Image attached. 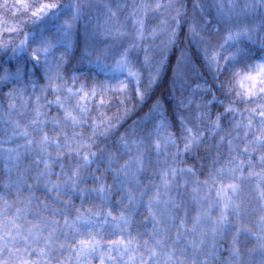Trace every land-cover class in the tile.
I'll list each match as a JSON object with an SVG mask.
<instances>
[{"label": "snow or ice", "instance_id": "obj_1", "mask_svg": "<svg viewBox=\"0 0 264 264\" xmlns=\"http://www.w3.org/2000/svg\"><path fill=\"white\" fill-rule=\"evenodd\" d=\"M0 165V264H264V0H0Z\"/></svg>", "mask_w": 264, "mask_h": 264}, {"label": "trees", "instance_id": "obj_2", "mask_svg": "<svg viewBox=\"0 0 264 264\" xmlns=\"http://www.w3.org/2000/svg\"><path fill=\"white\" fill-rule=\"evenodd\" d=\"M80 43L81 45L84 44L85 42V38L83 35L80 36ZM182 47H189L188 42L185 41L183 45H181ZM193 51H195V49L193 48ZM259 54V52L257 51V55ZM141 55V59H142V53ZM179 55V51L178 50H173L172 53H170V57H171V64L169 65V67L167 68V70L162 74V80L160 82L159 87L156 89V95H162V100L166 105H173L175 103L174 97L178 96L179 90L177 89V91L173 92L172 91V81H171V68L172 66L175 65L176 62V57ZM200 72L203 76H205L208 81L209 84L212 83V78L211 75L209 73H207V71L203 68L200 69ZM90 77H94L95 79H103L102 74L100 76H95L94 74H90ZM43 82V81H41ZM197 82V77L195 75L191 76V79L189 81V84L186 85V87H191L194 86L195 83ZM187 94V93H185ZM222 110V109H220ZM143 111H147V106H145V108L143 109ZM142 114V113H140ZM138 117L137 116H132L129 120H128V124H131L133 120H136ZM128 125L125 124L124 127H127ZM121 131H123V128L121 129ZM189 163H192V160H189ZM197 167H199L200 162L196 161ZM0 168H2V165H0ZM203 178V177H201ZM37 195H40V193L38 192ZM77 204H79V201L77 200Z\"/></svg>", "mask_w": 264, "mask_h": 264}]
</instances>
